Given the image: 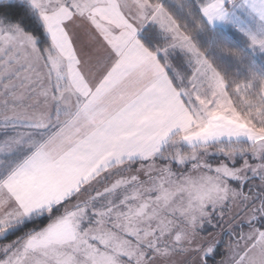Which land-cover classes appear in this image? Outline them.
<instances>
[{"label":"snow or ice","instance_id":"snow-or-ice-1","mask_svg":"<svg viewBox=\"0 0 264 264\" xmlns=\"http://www.w3.org/2000/svg\"><path fill=\"white\" fill-rule=\"evenodd\" d=\"M0 264H264V0H0Z\"/></svg>","mask_w":264,"mask_h":264}]
</instances>
